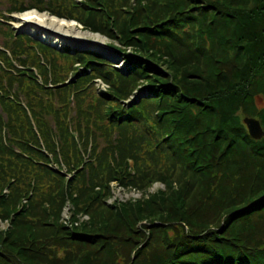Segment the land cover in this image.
<instances>
[{"label": "trees", "instance_id": "16d2710c", "mask_svg": "<svg viewBox=\"0 0 264 264\" xmlns=\"http://www.w3.org/2000/svg\"><path fill=\"white\" fill-rule=\"evenodd\" d=\"M131 1L0 0V264H264V0ZM30 10L110 35L129 72L17 34ZM110 182L165 191L108 206Z\"/></svg>", "mask_w": 264, "mask_h": 264}, {"label": "rangeland", "instance_id": "374dc122", "mask_svg": "<svg viewBox=\"0 0 264 264\" xmlns=\"http://www.w3.org/2000/svg\"><path fill=\"white\" fill-rule=\"evenodd\" d=\"M80 1L81 0H77V2H80ZM150 1L163 2V0H150ZM130 3L133 5V3H135V2H134V0H132ZM161 4L164 5V3H161ZM114 5L118 6L115 3H114ZM28 12H30V11H28ZM31 12H36V13L41 14V15L45 14L47 16L56 18L57 20L73 23L76 25V28L80 31V33L84 34L82 37L83 38L82 42H79V45L74 46V45L67 44L62 39H61V42H62L61 45L55 46V45H52L53 43L52 44L51 43L45 44V45H47L51 48H54L55 50L60 51V52L70 50L72 56H75L76 54H86V53L99 54L100 56L104 57L105 60H107V62L112 66V68L114 70L120 71L121 75L124 76L129 72L128 56L132 54V50H126L125 51L126 55L117 51V49H115V48L121 47V44L119 41L114 40L113 38L111 39L110 35L105 36V35H102L100 33H94L92 31H90L89 29H86L82 24H80L79 22H77L75 20H67L64 18H57L55 16L49 15L47 12H38V11H31ZM14 14H12L14 21L11 23V25H13L12 26L13 29L18 31L21 34H24V33L30 34L34 30V28L32 26H29L28 24H21L20 21H18V16H20V15H14ZM23 14H25V13H23ZM117 15H119V17L124 16V14H121L120 11L117 13ZM120 20H122V19H120ZM22 26H24V27H22ZM0 47H1V42H0ZM75 68L82 69V67H80L78 64L75 65ZM69 76L70 77L65 82L66 85L70 84L71 82L76 81V79L73 80L71 73L69 74ZM89 78H93V81L89 83L91 85L90 89H92L93 94H95L97 96H103L104 94H108V93L112 92L111 91L112 89H111L109 83H107L103 79V77H100L97 75H89ZM89 78H86L84 81H82V80H80V81H81V83L89 82ZM143 96H144V94L142 92V83H140L136 87V89L132 92V94L129 96V98L126 100L125 99L123 100L124 101L123 104H124L125 108L131 109L133 107L134 102L141 100V98ZM135 125L139 128V126L137 124H135ZM136 126H133V128L130 129V128H127V126L125 125V126H123V129H125L129 133L130 131L137 129ZM125 132L123 135H125ZM109 186L111 189L110 190L111 194H110L109 198L106 200V204L108 206L127 204L129 202L137 203L138 205H142L143 203H141V202H143V200L146 201V199H148L150 195L154 194L155 192L157 193L160 191H163V192L165 191V188L162 184H153L151 186L146 187L143 190H137L134 188H123L117 182H110ZM3 194L7 195L8 191L6 189L3 190ZM26 202H27L26 200H23L22 205L20 204V206L18 207V210H21L22 207L26 205ZM72 212H73V209L70 206V204L67 202L65 204V207L62 210L59 223H61L63 226H68L70 224L69 221L71 220ZM78 221H79V223H78ZM87 221H88V216L85 214H81V215H79L78 219L76 220L77 223L75 222L74 225L79 226L82 223H85ZM140 227L141 226H139V228ZM7 229H8V221L0 220V231H3V230L6 231ZM124 256H125V264H130V263L132 264V262L134 261L135 252H130V253L127 252L124 254ZM136 264H143V262H141V260H138V261H136Z\"/></svg>", "mask_w": 264, "mask_h": 264}, {"label": "bare ground", "instance_id": "6f19581e", "mask_svg": "<svg viewBox=\"0 0 264 264\" xmlns=\"http://www.w3.org/2000/svg\"><path fill=\"white\" fill-rule=\"evenodd\" d=\"M18 21L21 24H28L34 28L30 33L31 35L28 33L34 39H40V41H44L47 44L53 43L52 45L55 46L62 44L61 39L67 44L79 45L84 35L80 33L73 23L57 20L56 18L36 12L22 14L18 16Z\"/></svg>", "mask_w": 264, "mask_h": 264}, {"label": "water", "instance_id": "95a60500", "mask_svg": "<svg viewBox=\"0 0 264 264\" xmlns=\"http://www.w3.org/2000/svg\"><path fill=\"white\" fill-rule=\"evenodd\" d=\"M244 124L247 127L249 136L253 140L260 141L264 138V131L259 121L247 118L244 120Z\"/></svg>", "mask_w": 264, "mask_h": 264}]
</instances>
